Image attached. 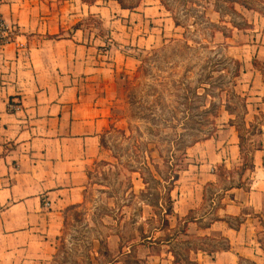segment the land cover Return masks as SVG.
<instances>
[{
	"label": "crops",
	"instance_id": "0c3cea01",
	"mask_svg": "<svg viewBox=\"0 0 264 264\" xmlns=\"http://www.w3.org/2000/svg\"><path fill=\"white\" fill-rule=\"evenodd\" d=\"M98 1L3 0L0 6L15 29L13 42L0 46V264H52L65 216L82 204L89 171L104 155L109 117L99 85L114 72L131 71L138 53L162 45L178 28L159 0H138L130 9ZM240 1L232 6L247 27L223 40L238 61L246 115L254 116L264 113V79L254 66H264V0ZM111 3L117 10H109ZM89 15L107 19L105 33L87 28ZM196 145L195 182L177 215L195 213L187 233L226 245L191 251L193 261L264 264L253 244L264 224V147L251 153L237 183L222 188L214 171L240 166L239 142L209 138ZM146 264L173 263L149 256Z\"/></svg>",
	"mask_w": 264,
	"mask_h": 264
},
{
	"label": "rangeland",
	"instance_id": "374dc122",
	"mask_svg": "<svg viewBox=\"0 0 264 264\" xmlns=\"http://www.w3.org/2000/svg\"><path fill=\"white\" fill-rule=\"evenodd\" d=\"M116 1L128 9L138 3ZM161 2L162 12L179 26L162 45L138 53L131 71L114 72L109 84L99 85L109 117L104 155L89 171L82 204L65 216L52 264H146L149 256L191 264L189 248L226 245L222 238L212 242L187 233L186 221L195 213L177 214L195 182L197 143L209 138L240 143V166L214 171L222 188L237 183L242 163L264 147V113L246 115L238 61L223 40L247 21L228 0ZM111 5L110 11L117 10ZM107 22L89 15L86 25L105 33ZM254 233V246L264 252V224Z\"/></svg>",
	"mask_w": 264,
	"mask_h": 264
},
{
	"label": "built area",
	"instance_id": "2783aa9c",
	"mask_svg": "<svg viewBox=\"0 0 264 264\" xmlns=\"http://www.w3.org/2000/svg\"><path fill=\"white\" fill-rule=\"evenodd\" d=\"M3 0H0V6ZM15 29L9 26L0 14V46L13 42ZM17 107H15L16 109ZM45 205H49L47 202Z\"/></svg>",
	"mask_w": 264,
	"mask_h": 264
},
{
	"label": "trees",
	"instance_id": "16d2710c",
	"mask_svg": "<svg viewBox=\"0 0 264 264\" xmlns=\"http://www.w3.org/2000/svg\"><path fill=\"white\" fill-rule=\"evenodd\" d=\"M159 1L161 2V0H159ZM228 1H229L231 4H234V3L243 4V3H241L240 0H228ZM118 3H119V5H120L122 8H124V7L122 6V4H121L119 1H118ZM161 3H162V2H161ZM174 24H175L176 27L179 26V24H178L177 21H174ZM254 66H255L256 68H258V70H260L261 74L263 75V79H264V73L262 72V69H260L259 65H258L257 63H254ZM239 146H240V143H239ZM249 165H250V164H247L246 162H243L242 165H241V172H242V173L245 172V171L249 168ZM176 179H177V176L173 178V180H176ZM186 222L188 223V222H190V220H189V221H186ZM197 250H199V249H195V250H193V249H190V248H189V251H193L194 253H196ZM188 260H189V258H188ZM190 263H191V264H197V263L194 262V261H190Z\"/></svg>",
	"mask_w": 264,
	"mask_h": 264
}]
</instances>
